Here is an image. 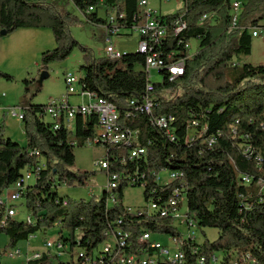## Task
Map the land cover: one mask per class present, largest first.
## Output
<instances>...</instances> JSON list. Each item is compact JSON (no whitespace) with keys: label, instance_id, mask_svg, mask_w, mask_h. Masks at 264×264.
<instances>
[{"label":"trees","instance_id":"obj_1","mask_svg":"<svg viewBox=\"0 0 264 264\" xmlns=\"http://www.w3.org/2000/svg\"><path fill=\"white\" fill-rule=\"evenodd\" d=\"M138 1L0 0V37L19 29H49L55 47L41 54L43 70L49 63L67 59L78 47L83 53L82 89L112 104L123 129L137 132L133 146L145 149L144 156L131 160L129 147L102 145L109 162L106 176L120 177L113 192L115 204H107L106 190L97 199L61 198L57 187L85 186L89 180L88 172L74 168V149L84 147L95 134H105L98 117L94 113L77 116L71 130L61 119L54 128L44 119L47 105L21 106L24 145L4 135L0 121V195L34 168L33 183L25 186L21 200L31 221L10 217L0 206V235L6 237L0 257L50 228H57V238L71 252L93 250L102 242L103 230L115 221H131L154 231L153 224L166 221L129 213L123 205L127 179L137 177L132 188L144 182L145 203L164 202L174 188L180 189L196 227L218 231L216 239L197 244L196 253L186 248L188 260L215 254V262L205 264H264V62L258 66L235 62L251 52L248 28H258L264 20V0H242L243 30L230 29L232 0H181L183 6L176 14L162 17L169 26L177 20L185 22L175 26V30L182 28L180 33L168 32L154 46L163 62L161 82L150 81L146 55L135 50L117 59L96 58L70 33V26L78 22L68 10L70 4L92 25L106 24L97 10L102 5L117 16L122 14L118 25L129 28L140 20ZM209 13L212 18L199 23ZM193 41L197 50L187 58L185 45L192 47ZM179 60L185 61L184 73L170 80L167 67ZM0 78L12 80L2 71ZM146 95L153 99L150 114L140 110ZM159 116L173 118L172 137L155 124ZM163 171L177 178L159 185L156 176ZM9 209H14L12 204ZM164 233L184 241L173 225ZM50 263L43 256L28 264Z\"/></svg>","mask_w":264,"mask_h":264},{"label":"built area","instance_id":"obj_2","mask_svg":"<svg viewBox=\"0 0 264 264\" xmlns=\"http://www.w3.org/2000/svg\"><path fill=\"white\" fill-rule=\"evenodd\" d=\"M47 2L60 1V0H46ZM169 1V0H166ZM231 2H236V26H230L231 30H243L245 29L240 25V16L242 11V0H232ZM139 9V22L133 24L129 28L119 26L117 22V17L122 18L123 15L117 14L113 10H108L103 7L104 19L106 24L102 25V36L105 42V56L110 59L120 58L122 53L116 51L111 43L110 36H126L130 37L136 34L138 38V43L136 51L139 54L146 55L145 69L150 74L151 71H156L160 73L163 68V62L155 52V45L160 44L161 40L171 32L172 35H176L175 26L183 25L185 22L177 20L171 26L167 22L162 21V15L158 10H153L148 8V0L138 1ZM89 9L88 12H91ZM182 13L179 12V17H182ZM214 14L209 13V16L203 19L202 22L207 21L212 18ZM248 33L252 38H257L260 32L256 28H248ZM185 50L187 53V58L192 56L196 50H192V47H187L185 45ZM169 56V55H168ZM170 57V56H169ZM184 60H179L167 67L168 73L171 75L170 80L180 77L184 73ZM65 84L67 89V96L70 95H81L86 96L88 103L85 105H77L72 107L69 105L68 99L59 101H50L47 104L44 118L48 117L49 122L54 123V128H57V121H63V124L70 128V124H73V117L76 114H95L98 117V121L103 123V125L110 126V133L107 134H95L93 139L86 141L85 146L89 145H110L116 147H129V159L135 160L145 154V149L139 146H133L136 143L137 132H131L123 129L122 125L119 123V114L117 109L104 99L98 98L96 94L92 91H84L80 84L79 76L68 75L65 76ZM78 85L80 88L79 93H76L75 86ZM152 90V85L148 84L146 92L150 93ZM153 109V99L152 96L146 95L142 101L140 110L146 114H150ZM3 116H9L16 118L19 121L23 120L24 112L20 107H9L7 109H1ZM171 116H159L154 119L155 124L161 128L165 129L166 133L172 137V132L170 129V124L173 122ZM196 123H191V125ZM172 139V138H171ZM212 142V141H211ZM36 157H39L37 151L34 152ZM123 161V160H122ZM98 167L102 171H107L109 168V162L107 160H101ZM39 169V168H37ZM34 168H28V173H23L21 180L16 183L6 197H3L2 193L0 195V206L4 207L6 213L10 217H14L15 210L9 209L10 201H21L22 194L25 190V186L32 180H34L33 175ZM167 172V171H163ZM169 173L170 177H177V174ZM159 174L156 176V182L159 185H165L159 183ZM128 177L127 184L129 187H133L137 182V177ZM141 178H143L141 176ZM140 178V179H141ZM106 188L109 189V196L107 198V204H115V194L114 190L118 187L120 182V177L116 173H110L106 176ZM138 188H142V192L145 189V184L143 181L139 182ZM145 203V202H144ZM66 205V201L63 202ZM185 206V196L182 190L174 188L170 195L164 202L156 203L150 200L145 203V206L137 208L135 210L127 209L129 213H137L139 216L145 215L153 219H164L166 222L153 224L154 231L143 228L141 225H137L131 221L123 222L121 220L115 221L110 226H107L103 230L102 242L96 246L90 252L83 249H75L72 252L70 248L63 244L58 238L50 241H44L45 250L42 252H35L33 255L26 260L24 264H28L31 261L40 260L43 256H47L50 259V264H205L206 262H215L216 255L211 254L208 257L199 256L193 257L192 261L188 260L186 254V248L193 253L198 250L197 247V237H196V223L193 217L187 213V209L182 212V207ZM27 222L31 221L30 216L26 219ZM168 225H177L185 228V241H178V239L173 238V235L164 233V229ZM157 235H168L169 242L172 247H166L157 240H153L152 236ZM9 256H19L20 250H12L8 252Z\"/></svg>","mask_w":264,"mask_h":264},{"label":"rangeland","instance_id":"obj_3","mask_svg":"<svg viewBox=\"0 0 264 264\" xmlns=\"http://www.w3.org/2000/svg\"><path fill=\"white\" fill-rule=\"evenodd\" d=\"M183 6L181 0H148V8L158 10L162 16L174 15ZM68 10L77 17L78 22L70 26V33L77 41L78 45L88 49L94 57H103L105 55V42L102 36V28L92 25L86 21L84 16L77 11L71 4ZM98 14L104 17L102 5L98 8ZM260 32L259 37L252 38L251 52L248 56L235 58V62L248 63L254 66L261 65L264 62V20L259 22V27L256 28ZM111 43L116 51L132 53L135 52L138 38L136 34L130 37L110 36ZM192 50L197 47V42H192ZM55 47L54 38L49 29H23L16 30L10 34L0 37V71L10 75L12 80L7 81L0 78V114L1 109L9 107H21L29 104L47 105L50 101H59L68 99L69 105L75 107L77 105H85L88 103L86 96L70 95L67 96L65 84V76L74 75L82 76L80 70L83 64V53L76 47L70 56L63 61H55L49 63L45 70L41 66V54L47 50H52ZM189 47H191L189 45ZM48 77L41 81L43 74ZM151 82H161L162 78L155 70L149 74ZM25 80L28 83H25ZM40 88V90H39ZM76 93H79L80 88L75 86ZM2 115V114H1ZM3 121L4 135L13 141L24 145L25 138L23 134L22 122L16 118L5 116ZM49 120L48 117L44 118ZM6 120V121H5ZM74 125V123H73ZM71 128L68 129H72ZM75 166L79 171H86L90 177L85 186L57 187V194L61 198H70L73 200H89L91 198H99L106 188V172L98 167V163L106 158L104 146L89 145L74 149ZM159 183L168 182V172H161L158 176ZM166 182V184H167ZM29 183H33V180ZM12 191L5 190L3 197ZM123 205L126 208L135 210L145 206L143 199L142 188L127 187L124 190ZM15 210L14 217L17 220L25 221L28 217L21 201L12 203ZM182 212L185 213V206L182 207ZM180 234L185 236L186 230L183 227H177ZM57 228H50L45 233L40 232L35 238L18 244L17 249L20 250L19 256L10 257L5 253L0 257L1 264H24L35 252L45 250L44 241H50L57 238ZM218 236V231L215 229H196L197 243L200 244L205 240L212 241ZM153 240L161 242L166 247H172L169 242L168 235L152 236ZM185 238V237H182ZM6 244V237L0 235V249ZM220 256V255H218Z\"/></svg>","mask_w":264,"mask_h":264},{"label":"bare ground","instance_id":"obj_4","mask_svg":"<svg viewBox=\"0 0 264 264\" xmlns=\"http://www.w3.org/2000/svg\"><path fill=\"white\" fill-rule=\"evenodd\" d=\"M232 7H231V21H230V24H231V26H236V18H234V16H236V2H233L232 3V5H231ZM209 15H207V16H203L202 18H201V20H200V22H202L203 21V19H205L206 17H208ZM181 29L182 28H176V30H175V33H180V31H181ZM187 47H189V46H187ZM184 70H185V64H184ZM77 116H82V117H86V116H88V114H76V116L75 117H73V123H74V120H75V118L77 117ZM99 122V121H98ZM99 125L102 127V129H103V131H104V133L105 134H107V133H110V126L109 125H103V123H100L99 122ZM73 126V124H70V128ZM193 126H197L196 124H193ZM26 173H28V171L26 172ZM177 177H171V179L168 181V182H171V181H173V180H175ZM167 182V183H168ZM106 190V192H107V194H108V196H109V189H105ZM13 202H16V201H10L9 202V204H12ZM173 227L178 231V233L180 234V232H179V230L177 229V227H182V226H177V225H173ZM180 238L182 239V240H184L185 241V238H182V237H185V236H183L182 234H180Z\"/></svg>","mask_w":264,"mask_h":264},{"label":"crops","instance_id":"obj_5","mask_svg":"<svg viewBox=\"0 0 264 264\" xmlns=\"http://www.w3.org/2000/svg\"><path fill=\"white\" fill-rule=\"evenodd\" d=\"M19 30H23V29H19ZM241 57V56H240ZM237 64H241L240 62H236ZM2 114V115H1ZM0 114V121H4L5 116H3V113ZM6 121V120H5ZM23 131V130H22ZM23 134H24V131H23Z\"/></svg>","mask_w":264,"mask_h":264},{"label":"water","instance_id":"obj_6","mask_svg":"<svg viewBox=\"0 0 264 264\" xmlns=\"http://www.w3.org/2000/svg\"><path fill=\"white\" fill-rule=\"evenodd\" d=\"M5 33L3 32L2 35H4ZM48 77V75L46 73L43 74L42 78H41V81L46 79Z\"/></svg>","mask_w":264,"mask_h":264}]
</instances>
